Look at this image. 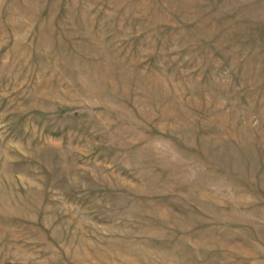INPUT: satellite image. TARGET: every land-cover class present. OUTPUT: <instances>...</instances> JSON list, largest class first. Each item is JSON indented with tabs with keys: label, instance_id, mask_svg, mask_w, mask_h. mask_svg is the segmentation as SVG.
Masks as SVG:
<instances>
[{
	"label": "rangeland",
	"instance_id": "374dc122",
	"mask_svg": "<svg viewBox=\"0 0 264 264\" xmlns=\"http://www.w3.org/2000/svg\"><path fill=\"white\" fill-rule=\"evenodd\" d=\"M0 264H264V0H0Z\"/></svg>",
	"mask_w": 264,
	"mask_h": 264
}]
</instances>
